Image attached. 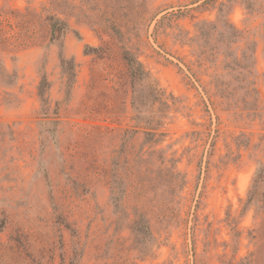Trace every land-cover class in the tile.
<instances>
[{"label": "rangeland", "instance_id": "374dc122", "mask_svg": "<svg viewBox=\"0 0 264 264\" xmlns=\"http://www.w3.org/2000/svg\"><path fill=\"white\" fill-rule=\"evenodd\" d=\"M245 2L0 0V264H264V0Z\"/></svg>", "mask_w": 264, "mask_h": 264}, {"label": "trees", "instance_id": "16d2710c", "mask_svg": "<svg viewBox=\"0 0 264 264\" xmlns=\"http://www.w3.org/2000/svg\"><path fill=\"white\" fill-rule=\"evenodd\" d=\"M229 1H233V0H229ZM254 1L256 0H249V2H245L248 5H251ZM249 9V7H248ZM233 29H235V26H232ZM70 30V26L67 22L62 21L60 19H52L51 20V43L54 44L56 43L58 40H61L60 43V47L61 50L63 49L64 46V42L63 39L66 36V34L69 32ZM93 48L87 46L86 47V51H92ZM87 53V52H86ZM60 59L62 61V63H65V59L63 57V55H60ZM126 62L128 65V69H129V73H130V78L132 79V84H133V89H134V94L136 93H141V86L142 85H147L146 90L148 92L147 97L149 96L150 99H153L157 97L158 92H157V87L155 85H153L150 82V76L149 73L146 72L144 65L138 60L136 59L134 56H132L131 54L127 53L126 54ZM47 83V80L44 79L42 81L41 87H40V97L42 98V100L45 97V87L44 85ZM45 101V100H44ZM137 100L135 98L134 101V105H135V109H136V113H137V119L141 122L144 119V112L139 110V108L137 107L138 105L136 104ZM258 176H261L263 178V171L259 170L258 171ZM113 203H115L116 206H118L121 203V196L120 194H116L114 193V196L112 197ZM136 226H139L143 231L145 232H140L141 236H148L151 232H150V228L146 223H139L137 222Z\"/></svg>", "mask_w": 264, "mask_h": 264}]
</instances>
